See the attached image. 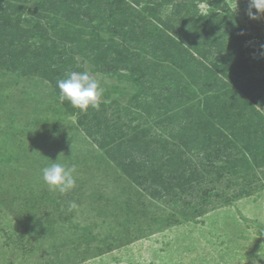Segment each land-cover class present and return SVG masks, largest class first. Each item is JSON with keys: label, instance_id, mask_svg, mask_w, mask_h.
I'll list each match as a JSON object with an SVG mask.
<instances>
[{"label": "trees", "instance_id": "1", "mask_svg": "<svg viewBox=\"0 0 264 264\" xmlns=\"http://www.w3.org/2000/svg\"><path fill=\"white\" fill-rule=\"evenodd\" d=\"M198 1L0 0V71L39 78L57 96V81L84 72L83 63L129 84L136 111H123L133 126L120 119L115 85L98 110L67 101L65 110L148 196L182 201L197 216L220 192L204 191L209 179L264 166V116L254 106L264 101V71L255 67L264 56L249 65L229 12L210 5L201 14ZM251 181L223 194V205L249 197Z\"/></svg>", "mask_w": 264, "mask_h": 264}, {"label": "rangeland", "instance_id": "2", "mask_svg": "<svg viewBox=\"0 0 264 264\" xmlns=\"http://www.w3.org/2000/svg\"><path fill=\"white\" fill-rule=\"evenodd\" d=\"M196 4L201 14L210 5L229 12L249 65L262 60L264 17L249 18L248 0ZM83 67L88 72L89 65ZM255 67L264 71V61ZM90 75L102 92L118 87L112 99L121 121L133 126L137 121L123 111H136L133 88ZM254 106L264 116V101ZM54 162L75 165L71 191H49L43 182L42 169ZM253 171L209 179L204 191L220 192L199 216L182 201L153 199L77 127L50 84L0 71V264H264V166ZM248 180L251 195L224 206L222 195L239 194ZM72 203L77 207L70 209Z\"/></svg>", "mask_w": 264, "mask_h": 264}, {"label": "clouds", "instance_id": "3", "mask_svg": "<svg viewBox=\"0 0 264 264\" xmlns=\"http://www.w3.org/2000/svg\"><path fill=\"white\" fill-rule=\"evenodd\" d=\"M235 4L237 8V3ZM246 14L251 19L264 17V0H248ZM57 87L61 103L67 101L81 112H87L89 108L96 110L100 108L101 86L87 71L66 73L65 78L57 81ZM75 171V165L69 168L59 162H54L42 169V179L49 191H58L63 194L75 187L76 179L73 175ZM75 207H77L75 203L70 205V209Z\"/></svg>", "mask_w": 264, "mask_h": 264}]
</instances>
